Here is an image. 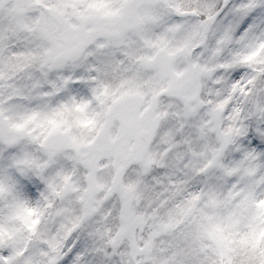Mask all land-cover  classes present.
I'll list each match as a JSON object with an SVG mask.
<instances>
[{"label": "snow or ice", "instance_id": "obj_1", "mask_svg": "<svg viewBox=\"0 0 264 264\" xmlns=\"http://www.w3.org/2000/svg\"><path fill=\"white\" fill-rule=\"evenodd\" d=\"M0 264H264V0H0Z\"/></svg>", "mask_w": 264, "mask_h": 264}]
</instances>
